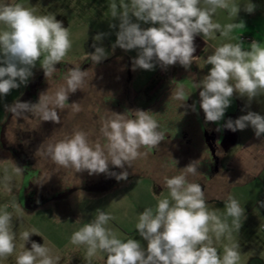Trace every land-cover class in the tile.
<instances>
[{"label": "clouds", "instance_id": "clouds-1", "mask_svg": "<svg viewBox=\"0 0 264 264\" xmlns=\"http://www.w3.org/2000/svg\"><path fill=\"white\" fill-rule=\"evenodd\" d=\"M108 7L114 21L109 28L115 30L116 37L112 51L117 47L125 52L135 51L132 70L153 71L157 66L167 70L177 64L190 70L197 58L194 55L197 36L205 43L217 33L231 39L230 33L235 28L245 27L243 21L224 26L214 22L217 10H228L237 17L241 10L253 13L256 5L252 0L243 7L234 0H112ZM107 35L100 32L92 38L94 52L88 53V57L93 66L109 56L102 46ZM71 48L69 29L55 15H37L20 3L0 4V97L27 86L38 63L45 80L50 82L58 71L57 65ZM205 63L210 67L202 79L190 74L191 78L185 79L188 86L185 80L176 81L171 89L169 99L179 101L178 108H185L181 118L188 109L197 112L196 101L191 105L186 102L198 91L204 121L216 123V131L251 128L256 138L264 136V115L249 110L251 103L264 95V43L253 40L249 50L242 47V42L222 43L206 57ZM87 77L88 70L69 67L63 76L64 83L55 91L49 87L40 92L35 103L17 99L5 104V111L16 121L35 118L40 124L60 125L62 112L67 110L74 115L82 110L79 102L69 103V96L77 90L83 91ZM234 98L246 99L241 109L246 114L225 120ZM106 112L108 115L100 117L99 138L93 140L89 132L76 128L55 142L46 139L36 155L75 174H104L118 182L127 181L128 168L133 169L135 161L158 149L167 139V130L161 127L158 113L150 110L126 109L117 113L106 109ZM177 164L172 158V165L177 167ZM199 166L200 161L194 160L179 169L178 174L165 176L162 187L168 190V197L158 199L154 208L147 207L139 213L135 228L146 246H142L140 239L121 240L108 226L114 217L99 209L94 219L72 233L70 243L85 248L89 264L101 253L106 254L105 264H240L238 243L225 244L222 255L216 245L222 239L232 241L233 231H240L245 208L229 197L224 202L223 219L216 210H209L201 185L188 178L200 174ZM13 171L22 175L24 169L15 164ZM3 182L5 190L11 192L12 178L7 175V169ZM258 203L264 207V201ZM7 209L8 205L0 209V260L16 251L17 233L13 215ZM33 234L39 235L35 229L20 233L19 239L24 243L15 264H60L61 256L53 255L50 247L30 240ZM28 243L30 249L26 247Z\"/></svg>", "mask_w": 264, "mask_h": 264}, {"label": "rangeland", "instance_id": "rangeland-1", "mask_svg": "<svg viewBox=\"0 0 264 264\" xmlns=\"http://www.w3.org/2000/svg\"><path fill=\"white\" fill-rule=\"evenodd\" d=\"M111 2L112 0H12L13 4L20 3L34 10L37 15L53 14L63 22L64 27H68L72 48L64 61L58 65L81 69L86 66L88 84L83 91L77 90L69 96V103L79 102L82 110L74 115L67 110L62 112L60 125L51 122L40 124L35 118L27 121L19 118L17 121L12 119L11 125L5 128L12 114L5 111L4 105L24 99L28 89L43 75L39 63L33 69L34 73L41 72L39 77L27 86L12 90L8 96L0 97V209L8 205L7 210L13 215L14 231L17 233L16 251L12 256L0 260V264H15V257L24 243L19 239V235L32 229L39 235L33 234L30 240L50 247L53 255L61 256L60 264H89L85 248L72 245L70 237L83 224L95 218L97 209L114 217L108 226L116 231L121 240L140 239L142 246H146L135 228L138 215L147 207L154 208L158 199L168 197V190L162 187V184L165 176H172L168 171L175 153L170 149L171 143L168 142H161L160 147L153 153L135 161L133 169L128 168L130 175L127 181L118 182L114 179L109 185L93 190L85 189L83 181H96L101 174H75L70 169L58 168L42 155H36L39 145L46 139L55 142L71 134L76 128L89 132L93 140L99 138V121L101 116L108 115L106 109L123 113L132 108L144 110L150 104L144 92L139 91L145 90L152 78L158 74L160 67L157 66L153 71H133L131 60L136 55L135 51L125 52L118 47L112 51L111 45L116 37L115 30L109 28V24L114 22L108 7ZM100 32L108 33L102 41V46L108 50L109 56L93 66L84 46L93 41L92 38ZM63 83V78H60L46 84V87L51 86V90L55 91ZM48 88H42L39 92ZM150 92L151 90L147 93L148 96H152L149 95ZM13 129L17 131L14 132ZM19 147L22 155H26L29 166L40 170L39 177L34 180L33 189L44 197L59 196L40 205L36 201H25L27 174L12 151V148ZM200 151L206 155L205 151ZM176 160L180 166L179 159ZM15 164L24 169L22 175L14 173ZM6 169L7 175L12 178L11 192L4 188L3 176ZM67 190L69 192L64 193ZM13 204H19L20 207L13 208ZM207 206L209 210H216L217 215L224 218V207L218 208L209 204ZM77 219L79 222H76ZM228 222L231 223V218H228ZM231 242L240 246V264H264V234L256 233L247 238V230L241 227L239 232L233 231L232 241L222 239L216 245L221 255L223 246ZM26 247L30 249V243L26 244ZM105 261L106 254L101 253L92 258L91 264H105Z\"/></svg>", "mask_w": 264, "mask_h": 264}, {"label": "crops", "instance_id": "crops-1", "mask_svg": "<svg viewBox=\"0 0 264 264\" xmlns=\"http://www.w3.org/2000/svg\"><path fill=\"white\" fill-rule=\"evenodd\" d=\"M248 2L249 0H234V3L241 7ZM3 3H12V0H0V4ZM252 3L256 5L253 13L249 14L241 10L237 17L231 16L228 10H217L213 17L214 22L224 26L229 23L243 21L245 27L235 28L230 33L231 39L221 37L217 33L213 38H208L205 43L202 37L197 36L195 39L197 50L194 53L197 58L193 61L190 70H185L178 64L170 66L167 70L159 68L158 74L154 77L162 76L165 81L163 83L157 82L151 88L149 95L152 96L147 94L149 92L147 88L150 87L151 82L148 83L144 91H139L140 93L144 92L150 103L144 110L158 113L157 119L161 120V125L170 126L172 129L181 127L178 132L173 129L167 133L169 137L166 142H173L169 146L172 152H175L172 157L175 160L178 158L180 161V166L177 164V167L171 166V162L168 172L171 175L178 174L179 169L184 168L191 161L199 160L198 171L200 174L190 175L189 180L201 185L206 202L209 205L222 208L229 197L238 200L241 207L245 208V218L242 217L241 220L242 227L247 230V238L253 237L256 233L263 235L260 225L264 222V207H260L258 202L264 201V136L256 138L251 128L237 132L227 129L216 131L218 127L216 123L206 124L204 121V113L199 108L198 91L194 92L186 102L191 105L193 101H196L197 112L188 109L187 114L182 118L180 113L185 112V108H178L180 102L169 99V97L171 89L176 86V81L191 78L190 74H195L196 79H202L207 74L210 65H206L205 59L220 44L242 42V47L249 50L250 43L253 40L264 43V0H252ZM40 74L41 72H35L28 84L39 77ZM185 84L188 86L189 81L185 80ZM246 103V99L234 98L232 105L225 113V120L229 117L236 119L240 115L246 114L241 111ZM249 110L264 115V95L258 96L251 103ZM220 123L223 124L224 121ZM203 130L210 137H215L213 140L221 139L224 143L222 150L217 152L219 153L217 171L210 179L206 178L208 175L209 149H207ZM177 133L179 137L173 136ZM201 149L205 151L206 155L200 151Z\"/></svg>", "mask_w": 264, "mask_h": 264}, {"label": "flooded vegetation", "instance_id": "flooded-vegetation-1", "mask_svg": "<svg viewBox=\"0 0 264 264\" xmlns=\"http://www.w3.org/2000/svg\"><path fill=\"white\" fill-rule=\"evenodd\" d=\"M164 81H165V79L162 76L157 77V82L163 83ZM33 91L30 94H32ZM27 96H28V94H27ZM161 127L163 129H166L167 133H169L171 130L174 129V128L172 129L170 126H167V125H161ZM180 129H181V127H177L174 130L176 132H178V131H180ZM178 135L179 134L177 133L176 135H173V136L179 137ZM168 137H169V135L167 136V138ZM213 139H215V137H213ZM166 141H167V139H166ZM166 141L164 143H166ZM170 143H173V142L170 141ZM211 144L213 147V151H210V150L208 151L209 152V159H208V165H207V168H208V175L206 176L207 179H210L217 171V164L219 161V156H218L217 152L222 150L224 143H223V141H221V139H219V140H213V142ZM14 154H16V153H14ZM20 158H21L20 163L23 166V168L25 169L26 174H27V178H28L27 179L28 180V183H27L28 187L25 190V201H36V202H38L37 204L40 205V204L47 202L51 198L59 196V195H54L52 197L47 198V197L42 196L41 194H38V192H36L33 189L34 180H35L34 178L36 176V172H34L31 168H29V164L27 162L26 157H20ZM113 181H114V178H108L104 174H101L98 180H96V181L87 180V181H85L84 185H85V189L93 190V189H98L101 186L109 185ZM89 185H90V187H89ZM69 190H67L64 193L69 192Z\"/></svg>", "mask_w": 264, "mask_h": 264}, {"label": "trees", "instance_id": "trees-1", "mask_svg": "<svg viewBox=\"0 0 264 264\" xmlns=\"http://www.w3.org/2000/svg\"><path fill=\"white\" fill-rule=\"evenodd\" d=\"M92 44H93V41H89V42H87L86 44H85V46H84V49H85V53L88 55V53H91V52H94V48L92 47ZM57 68H58V71L54 74V76L52 77V79L50 80V82H55L56 80H59L60 78H63V76H64V74H65V72L67 71V69L69 68V67H67V66H62V65H57ZM85 68H86V66L85 67H83L82 68V70H85ZM50 82H48V83H50ZM47 83V81L45 80V78H44V73H43V75L41 76V78L39 79V81L37 82V84H36V86L34 87V91H33V93L32 94H28V96H26L22 101H31V102H33V103H35V102H37L38 101V96H39V94H40V89H42V88H48V87H46V84H48ZM155 84H157V78H152V80H151V83H150V87L149 88H147V90L148 91H150L151 90V88L155 85ZM49 87H51V86H49ZM11 123H12V115L10 116V118H9V120L6 122V124H5V128L7 129V127H9L10 125H11ZM51 125H53V124H51ZM50 125V126H51ZM52 127H54V125L52 126ZM6 131V130H5ZM13 131L14 132H16L17 130L16 129H13ZM22 145V143L20 142L19 143V146H21ZM12 151L14 152V153H16L15 155L19 158V160H21V158L20 157H26V155H22V153H21V150H20V147H19V149H17V148H12ZM29 168H31L30 166H29ZM32 169V168H31ZM34 172H36V176H35V178L34 179H37L38 177H39V175H40V170H38V169H32ZM85 181H87V180H84L83 181V184H85ZM74 188H79V187H74ZM47 198H49V197H47ZM45 200V199H44Z\"/></svg>", "mask_w": 264, "mask_h": 264}, {"label": "water", "instance_id": "water-1", "mask_svg": "<svg viewBox=\"0 0 264 264\" xmlns=\"http://www.w3.org/2000/svg\"><path fill=\"white\" fill-rule=\"evenodd\" d=\"M37 82H38V81H37ZM37 82H36L34 85H32V86L28 89V91H27L25 97L27 96V94H29L30 92L33 91V88L36 86ZM25 97H24V98H25ZM22 100H23V99H22ZM203 131H204V130H203ZM204 137H205V142H206V144H207L209 150H210V151H213V147H212V144H211V143L213 142V138H212V137H209V135H208L205 131H204Z\"/></svg>", "mask_w": 264, "mask_h": 264}, {"label": "built area", "instance_id": "built-area-1", "mask_svg": "<svg viewBox=\"0 0 264 264\" xmlns=\"http://www.w3.org/2000/svg\"><path fill=\"white\" fill-rule=\"evenodd\" d=\"M165 73V71L163 72V74ZM260 230H261V232L264 234V222L263 223H261V225H260Z\"/></svg>", "mask_w": 264, "mask_h": 264}]
</instances>
